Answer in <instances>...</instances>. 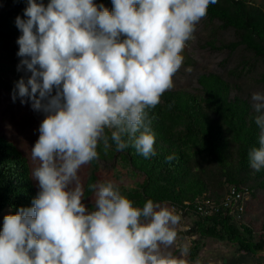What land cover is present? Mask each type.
<instances>
[{"label": "clouds", "instance_id": "9594fccd", "mask_svg": "<svg viewBox=\"0 0 264 264\" xmlns=\"http://www.w3.org/2000/svg\"><path fill=\"white\" fill-rule=\"evenodd\" d=\"M26 0L16 43L20 78L12 100L44 113L31 148V176L39 192L28 208L5 215L0 264H188L187 245L175 256L181 216L148 199L136 206L112 181L88 185L82 166L112 144L155 156L149 111L173 87L181 54L218 0ZM251 104L260 130L249 153L264 168V93ZM111 141V143H110ZM175 156L166 157L171 162Z\"/></svg>", "mask_w": 264, "mask_h": 264}, {"label": "trees", "instance_id": "16d2710c", "mask_svg": "<svg viewBox=\"0 0 264 264\" xmlns=\"http://www.w3.org/2000/svg\"><path fill=\"white\" fill-rule=\"evenodd\" d=\"M98 2L112 4L111 0ZM26 6V0H0L3 48L8 49L13 38L21 35L15 19L23 18ZM202 20L207 47L238 54L229 78L213 73L200 75L195 90L166 91L162 95L160 103L149 111L155 156L146 159L131 146L116 151L114 144L105 155L101 145L99 160L89 164L84 199L93 196L88 185L100 181V162L113 163L117 174L128 173L133 179L129 184L121 178L115 184L136 206L142 207L148 199L168 203L188 219L189 228L183 235L192 239L190 262L198 260L206 240L233 245L237 253L261 259L264 226L257 232L246 222L247 205L245 213L237 215L229 209L210 210L206 202L220 204L231 187L250 198L264 192V168L254 170L248 158L249 151L259 147L260 130L251 101L243 95L248 74L257 73L255 80L264 85V70L260 71L264 69V3L218 0L209 5ZM2 89L13 93L0 77ZM170 155L175 159L167 162ZM31 173L28 157L1 134L0 218L33 205L38 191ZM200 203H204L203 212Z\"/></svg>", "mask_w": 264, "mask_h": 264}, {"label": "rangeland", "instance_id": "374dc122", "mask_svg": "<svg viewBox=\"0 0 264 264\" xmlns=\"http://www.w3.org/2000/svg\"><path fill=\"white\" fill-rule=\"evenodd\" d=\"M99 0H94V3L100 4ZM258 3H264V0H257ZM109 10L113 5L103 3ZM204 21L201 20L196 27L194 33L195 39L187 42L184 51L181 53L184 56V61L181 68L173 77V87L168 91L177 90H195L198 87V78L204 74H219L229 78V72L234 67L238 54L232 55L228 51H215L207 47L205 42ZM20 36V35H19ZM19 36H15L10 43L8 49L0 46V77L3 78L10 87L14 90L16 82L30 73L24 70H17L20 63V57L17 56L19 46L16 43ZM231 40L232 37L228 36ZM264 69H260L263 71ZM257 73L248 74L245 77V88L243 95L251 101L253 92L264 93V85L258 84L255 78ZM250 78V79H247ZM44 119V113L34 111L31 103L21 104L17 98L15 102L12 100V92L2 89L0 90V135L6 136L10 141L15 143L19 149L28 157L31 162L32 169L36 162L31 159V148L39 138V125ZM90 172L89 164L84 165L78 172L82 185L85 187ZM123 179L126 183H132L133 179L128 173L114 170L113 163L107 161L100 162L99 179L100 181H112L118 183L119 179ZM35 186L39 192L38 182L35 181ZM92 196L88 200H83L87 206L92 204ZM172 208L170 204H161ZM247 216L246 222L254 226L257 232L262 231L264 226V192L259 193L256 198L246 197ZM7 209L4 213H8ZM181 216L180 224L177 226V241L169 249L175 256H180L179 249L187 245L190 249L192 239L184 236L183 233L189 228L187 218ZM7 215V214H6ZM5 216V215H4ZM3 218H0V231L3 228ZM185 259L188 264H264V257L261 259L254 258L249 255L237 253L236 248L230 244H223L214 240H206L205 247L202 249L199 258L196 262L189 261V254Z\"/></svg>", "mask_w": 264, "mask_h": 264}, {"label": "built area", "instance_id": "2783aa9c", "mask_svg": "<svg viewBox=\"0 0 264 264\" xmlns=\"http://www.w3.org/2000/svg\"><path fill=\"white\" fill-rule=\"evenodd\" d=\"M204 203L198 205L200 211L203 210ZM207 207L210 210L218 211L221 208L229 209L231 212L237 215H243L246 211V195L242 193L238 188L231 187L226 195L225 199L218 205L209 204L206 202Z\"/></svg>", "mask_w": 264, "mask_h": 264}]
</instances>
